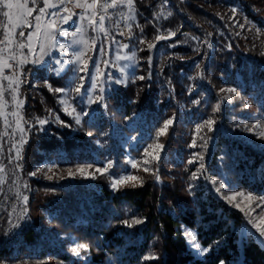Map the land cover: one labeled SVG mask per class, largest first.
<instances>
[{"label": "trees", "instance_id": "obj_1", "mask_svg": "<svg viewBox=\"0 0 264 264\" xmlns=\"http://www.w3.org/2000/svg\"><path fill=\"white\" fill-rule=\"evenodd\" d=\"M134 7V77L149 78H132L108 92L80 125L47 86L64 88L70 72L23 68L26 138L19 170L27 184V212L12 236H4L0 220V264H264V248L238 234L241 213L222 198L236 191L264 198V151L242 136L254 124L264 126V0H134ZM169 31L175 36L164 34ZM157 35L168 38L156 41ZM228 88L236 93L220 92ZM209 118L213 132L205 124ZM40 119L46 124L40 126ZM168 119L173 125L157 138ZM198 125L205 126L197 131ZM193 141L196 146L189 147ZM156 143L163 145L156 149L162 158L152 160L151 171H138L131 183L136 187L114 191L105 174L69 176L104 164L119 174L127 152L143 157ZM200 163L204 174L193 179ZM221 183L225 188L217 192ZM135 218L144 223H122ZM184 227L210 247L202 258L189 249ZM153 254L158 259H144Z\"/></svg>", "mask_w": 264, "mask_h": 264}, {"label": "snow or ice", "instance_id": "obj_2", "mask_svg": "<svg viewBox=\"0 0 264 264\" xmlns=\"http://www.w3.org/2000/svg\"><path fill=\"white\" fill-rule=\"evenodd\" d=\"M183 3V0H181ZM67 3H72L74 7L81 8L82 11L80 13L72 12L68 7L64 6L61 8V5H66ZM126 5L128 8L129 13L135 12L134 7V0H59V3H52L50 0H43V7H40L37 3V0H0V115L3 114V109L6 108L9 104V101L5 98V92H8L11 96V103L14 105L15 109H19L23 106L24 101L18 100L17 97L19 95V88L20 84L23 82L22 77L25 73L22 71L23 65L27 63L32 64H40L44 61V57L51 55V49L59 50L61 53L67 52L69 55L74 56L76 59L74 61H63L58 60L56 63L60 65L58 68H54L53 71L56 73L57 76H60L62 72L67 70V65L72 63L74 66L70 69L73 73V81L72 84H75L74 87L69 86V88H55L52 89L51 85H47L50 91H54L57 94H63L61 97L60 102L67 103V97L71 95L72 92H75L77 96L80 98L81 102L85 99L88 101V108L91 109L93 103H97L99 101L104 100V92L105 88L103 87V81L110 79L107 73L103 75L100 74L99 64L96 61L89 57L88 61H84L82 57L86 55L89 47L92 48L93 51H97L98 54L103 57L107 51L110 55L112 51L113 45H120V48L117 51L122 49H128L130 47L129 43L120 44L119 41L115 39V36H110V29L108 23L112 21V16L108 12V9H117L119 6ZM49 9H53V11H49ZM68 13L67 15H62L61 13ZM233 16L232 19L235 18L237 13V8L233 7L231 9ZM33 13H36L33 15ZM73 16L78 17L79 24H77V20H73ZM99 16V20H96V17ZM125 21L135 19L134 15H127L123 17ZM223 19V17H221ZM35 21V23H33ZM43 21V22H42ZM85 21L87 24L85 25ZM65 24H70V27H74L75 31H70L68 28L63 27ZM129 28V40H132L131 34V26L126 25ZM243 27V25H239ZM24 28L31 29L27 34L23 31ZM86 28H91L93 32H102L104 33V38L110 40L111 42L108 45L101 44L100 48L97 50L95 48L96 40L93 37L91 39V45L89 40L84 39V32ZM19 30V31H18ZM141 31H143L141 29ZM57 34H61L64 36H71L72 42L70 45H66L64 43H60L56 36ZM119 35H124L123 32L118 33ZM175 32L169 31V37L175 36ZM77 35H79V39H77ZM209 36L211 33L208 34ZM239 35V33H237ZM260 33H257L259 36ZM35 37L36 43L33 44V38ZM163 35H157L155 37L156 41H160L162 39H166ZM26 41V42H25ZM146 41L144 38L139 39L140 44H144ZM77 46L75 50L69 51L72 46ZM83 46L82 48L80 46ZM149 50L154 48V45L149 42L147 44ZM27 48V53H24V49ZM37 49L39 54L37 53ZM198 51V50H197ZM264 55V53H261ZM28 56H32L33 59L31 61L28 60ZM117 60L123 59L125 61H131L136 59V53L133 52L130 56L125 55L123 57L117 56ZM90 61V63H89ZM152 57L151 55L148 57L149 65H151ZM106 66L111 63L110 60H103L102 61ZM78 65V66H77ZM128 65H124L126 68ZM197 68H200V64L197 63ZM5 69H8L10 74L5 73ZM92 69H95V74H93ZM123 72V68H121ZM83 73V75H81ZM133 79H140L144 80L149 77H132ZM79 81L76 83V81ZM3 81H7V86L3 83ZM90 81V85L85 87V83ZM98 81L100 82L98 84ZM115 83L120 84L124 83L122 79L115 80ZM227 91L229 93H236V89L228 88V89H220V92ZM225 99L230 100L231 97H225ZM219 107V105L217 106ZM247 107V105H245ZM75 111V108H73ZM16 117V126L17 129L22 133L21 141L24 142L23 133L26 129L20 127V121L22 117L19 115V112L13 110L12 112L8 113ZM89 112L81 110L75 116V123L77 125L81 124V117L88 116ZM174 120L168 119L163 123V126L160 127L156 133L157 138L162 137L167 134V130L171 125H173ZM38 124L43 126L46 124V120L40 119L38 120ZM208 132L214 131V124L215 120L209 118L205 122ZM11 122L5 120V127H9ZM65 127L69 126L67 124L64 125ZM205 125H198L197 131L202 129ZM247 127V126H245ZM253 127H256L254 125ZM248 131H252V129H247ZM8 133H5L7 135ZM91 135V133H89ZM259 138L264 140V133L259 135ZM207 143V141H205ZM195 141L189 145V147H195ZM149 148L153 149V159L159 161L162 157L160 156L159 152H156V149H162L163 145L156 143L155 145H149ZM13 148H15V144H13ZM147 149L145 152L147 153ZM0 154H3V147H0ZM193 156H199L200 160H203L204 157L202 154L193 153ZM16 160H20L21 154L18 149H16ZM9 162H11V157L9 158ZM196 161L194 159H190L188 161L189 164H193ZM133 168H136L137 165L135 162L130 161ZM147 163V161H145ZM112 165L109 164L106 168H97L96 171L104 174L107 171V168H110ZM146 172L151 171V169L145 168ZM5 168L0 166V172H4ZM42 171L41 169H37V172ZM49 172L52 171L51 168L48 169ZM78 173L83 174L85 169L78 168L76 170ZM158 168L154 172L156 180L160 181V176L158 174ZM205 165L203 163L199 164L197 172L192 173L193 179H198V173L204 174ZM37 172H32L30 175L35 176ZM51 179L50 176L46 177ZM137 177L134 175L125 174L122 175L120 178H112L111 187L113 190H120L130 181H137ZM4 181L0 180V184ZM142 184V180L140 181ZM213 185L216 184V181H211ZM137 184H131V187H136ZM27 188V184L24 185ZM225 188V184L221 183L218 188H216L217 192H220L221 189ZM241 195L240 193H235L232 195L224 196L226 202L231 204L235 201L236 196ZM19 196V193H17ZM23 202L26 205L28 201V196H23ZM249 200H253L254 198L249 196ZM264 201V198H262ZM236 207L241 211L244 212L245 209L241 208L238 204ZM259 207L262 211L259 213L260 216L264 217V202H262ZM24 212H27V208L24 209ZM247 215H251V212L246 213ZM122 223L127 227H132L133 225H140L144 223V220L135 218L132 220H125ZM249 223H252L249 220ZM252 226L256 229L259 233L260 237H264V219H261L258 223L252 224ZM13 227H18V225H13ZM187 236L191 237L189 241L190 245L195 247L198 250L199 255H205L209 252L210 247L203 248L200 243L192 244V241L196 240V235L191 231L186 232ZM78 248H87L86 245H79ZM75 255H79V251L77 248L72 249ZM145 260H156L158 257L153 254L144 258ZM220 264H225L224 261H221Z\"/></svg>", "mask_w": 264, "mask_h": 264}, {"label": "rangeland", "instance_id": "obj_3", "mask_svg": "<svg viewBox=\"0 0 264 264\" xmlns=\"http://www.w3.org/2000/svg\"><path fill=\"white\" fill-rule=\"evenodd\" d=\"M52 3H59V0H50ZM37 3L40 7H43V0H37ZM68 7L72 12L77 13V8L74 7L72 3H67L66 5H61L62 7ZM124 13L127 15H133V13L128 12V8L126 5L120 6ZM49 11H53V9H49ZM36 13H33L35 15ZM62 15H67L68 13H61ZM73 20H77V24H79L78 17L73 16ZM130 20H128L129 23ZM43 22V21H42ZM35 23V21H33ZM85 25L87 24V21L84 22ZM63 27L68 28L70 31H75L74 27H70V24H65ZM31 29L29 28H24L23 31L27 34ZM2 31V30H0ZM19 31V30H18ZM168 35V34H167ZM95 38L96 44L95 48L98 50L103 44L99 42V38L95 32L91 30V28H86L84 32V39L89 40V43L91 45V39ZM79 39V35L76 37ZM56 39L60 43H64L66 45H70L72 42V37L71 36H64L61 34H57ZM26 42V41H25ZM36 43L35 37L33 38V44ZM106 45V44H104ZM77 46L73 45L72 48L69 51L75 50ZM81 48L83 47L82 45L80 46ZM120 47H112L111 54L109 55L106 51L105 55L101 57L97 51H93L91 47H89L88 51L86 52V55L82 57L84 61H88L89 57H92L97 64H99V70L100 74L103 75L104 73H107L110 77V79L103 81V87L105 88L104 96L108 93L113 91L116 87L126 85L132 77H134L135 72H136V67H137V56L136 59L131 60V61H125L123 59L117 60L116 57L119 55L121 57L128 55L130 56L134 50L131 48L128 49H122L120 51H117ZM24 53H27L28 49L25 48ZM37 53L38 49H37ZM33 59L32 56H28V60L31 61ZM76 58L72 55H69L67 52L61 53L59 50L56 49H51V55L45 56L44 61L41 62L40 64H32V63H27L23 65V68L26 65H33L36 67H41V66H46L47 68L51 67L52 69L60 67L56 62L58 60H63V61H74ZM103 60H110L111 63L108 64L107 66L102 62ZM90 63V61H89ZM124 65H128L126 68H124ZM74 65L72 63H69L67 65V70L61 73L63 75L65 72L69 71L68 79H67V84L64 87V89L69 88L70 84L72 87L75 86V84H72L73 81V73L70 70ZM78 66V65H77ZM22 68V70H23ZM121 68H123V72L121 71ZM54 72V71H53ZM93 74H95V69H92ZM54 74H56L54 72ZM83 75V73H81ZM117 79H122L124 83L117 84L115 83V80ZM79 81L77 80L76 83ZM3 83L7 86L8 82L3 81ZM90 81L85 83V87H88L90 85ZM100 82L98 81V84ZM63 94H58V100L60 104L61 110L68 115L69 117L72 118V120L75 123V116L81 112V110L88 111L89 115L88 116H82L81 121L85 118H89L91 116L92 110L96 104H100L103 102L99 101L97 103H93L91 106V109L88 108V101L85 99L83 102H81L80 98L77 96L75 92H72L69 97H67V103H61V97ZM5 98L9 101V104L6 108L3 109V114L0 115V147H3V154H0V166H3L5 168L4 172H0V180H3L4 182L0 184V220H3V227H4V236H12L17 232V229L19 227V223L24 216L25 212L24 209L26 208L24 202H23V196H25V183L23 178L21 177L20 174V168H19V160H16V149H18L21 153L22 147L24 142L21 141V135L22 133L17 129L16 126V117L9 115L8 113L12 112L13 110H16L19 112V115L21 116V108L15 109L14 105L11 103V96L8 92H5ZM18 100H23L19 95L17 97ZM73 108H75V111H73ZM5 120L11 122V125L9 127H5ZM76 124V123H75ZM256 125V127H253ZM247 129H252V131H248L245 129L242 133L243 138L246 141H249L253 143L257 148L261 149L264 151V140L259 138V135L261 133H264V126L254 124ZM20 127H23L22 120L20 121ZM5 133H8L5 135ZM24 141L26 138V132L23 133ZM129 145H134L135 142L134 140L127 139ZM13 144H15V148H13ZM147 153H145V156L143 157H135L131 155L129 152H127V166L125 169L120 172L119 174H113L110 172L109 168H107V171L104 172V174L107 176L110 186H111V181L112 178H120L122 175L129 174V175H134L137 177L138 171L139 170H144L145 168H150L153 160V149L148 148ZM11 157V162H9V158ZM130 161H133L136 163L137 167L133 168L132 164ZM147 161V163H145ZM107 164H104L103 167L100 168H106ZM97 168H86L83 175H87L90 173L91 175L95 174H101L96 171ZM75 169L74 171L69 173V176H73L76 173H78ZM89 175V174H88ZM138 181V179H137ZM137 181H130L127 184L131 183H136ZM17 193H19V196H17ZM235 193H240L241 195H237L235 201H233L230 205L239 211L241 213L243 223L242 225L238 228V234L239 235H250L252 236L263 248H264V237H260L259 233L256 231V229L252 226L254 223H258L261 219H264V217L260 216L259 213L262 211V209L259 207V205L264 202L262 201L261 197H257L255 195H252L248 192L245 191H236L233 193H228V194H222V198L224 199V196L226 195H232ZM251 196L254 199L249 200L248 197ZM225 200V199H224ZM226 201V200H225ZM239 205L241 208H244L245 211L241 212L236 205ZM251 212V215H247L246 213ZM7 216V217H6ZM249 220L252 221V223H249ZM13 225H18V227H13ZM187 231H191L196 235V232L193 229H189L184 227L183 232L186 237V241L188 244L189 249L192 251V253L197 256L202 258L204 255H199L198 250L190 245L189 241L191 240L190 236L186 235ZM198 242L197 236L196 240L192 241V244H195ZM199 243V242H198ZM201 245V244H200ZM202 246V245H201ZM203 247V246H202ZM206 248V247H203Z\"/></svg>", "mask_w": 264, "mask_h": 264}, {"label": "built area", "instance_id": "obj_4", "mask_svg": "<svg viewBox=\"0 0 264 264\" xmlns=\"http://www.w3.org/2000/svg\"><path fill=\"white\" fill-rule=\"evenodd\" d=\"M82 9H77L76 12L80 13ZM108 12L112 16L111 22L108 23L109 29H110V36H115V39L120 42V44L123 43H129V28L126 25H129L128 20H124V16L126 14L122 10V8L119 6L117 9H108ZM96 20H99V16L96 17ZM123 32L124 35H119L118 33ZM99 38L100 41H102L104 44H109L111 41L104 38V33L102 32H95ZM167 35L168 33H164ZM119 45V44H117ZM120 46V45H119ZM6 74H10L8 69H5Z\"/></svg>", "mask_w": 264, "mask_h": 264}]
</instances>
